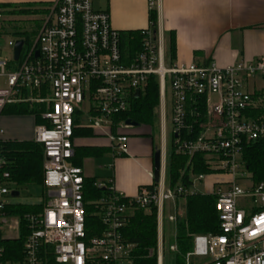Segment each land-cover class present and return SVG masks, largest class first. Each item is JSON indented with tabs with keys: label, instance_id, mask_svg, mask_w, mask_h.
<instances>
[{
	"label": "built area",
	"instance_id": "obj_1",
	"mask_svg": "<svg viewBox=\"0 0 264 264\" xmlns=\"http://www.w3.org/2000/svg\"><path fill=\"white\" fill-rule=\"evenodd\" d=\"M13 4L20 5L0 0V43L6 6ZM149 7L156 10V0ZM42 20L32 43L9 39L7 57L0 44V264H164L167 254H177V246L165 243L163 224L169 218L176 223L178 202L199 193L195 184L210 176L190 174L189 187L169 180L168 92L171 150L205 155L209 170L226 178L204 193L217 196L221 234L195 236L184 264H264V184L251 180L242 160L250 144L264 146V86L256 88L258 81L264 83V58L227 67L182 66L170 57L164 32L148 28L142 31L141 51L130 59L123 54L122 33L112 27L108 12L94 10L93 0H54ZM19 40L24 46L15 59ZM152 77L159 82L162 108L159 182L141 187L135 197L117 192L113 180L97 182L95 187L109 194L86 202L84 171L72 164L76 131L108 135L125 154V133L133 127L123 115ZM15 105L37 108L32 118L41 119L32 140L44 149L45 192L38 202L43 207L24 216L23 249L11 260L3 243L21 237L20 216L8 210L20 191L1 145L10 140L4 113ZM140 210L156 211L158 238L155 247L137 256L123 230Z\"/></svg>",
	"mask_w": 264,
	"mask_h": 264
},
{
	"label": "crops",
	"instance_id": "obj_2",
	"mask_svg": "<svg viewBox=\"0 0 264 264\" xmlns=\"http://www.w3.org/2000/svg\"><path fill=\"white\" fill-rule=\"evenodd\" d=\"M14 1L20 5L42 8H49L54 3V0ZM149 2L150 0H93V7L96 11L108 12L112 27L124 33L150 28ZM156 10L158 29L164 32L168 52L170 35H175L174 61L179 65H206L214 62L220 67H227L243 60L257 61L264 58V0H156ZM11 32L10 30L9 33ZM33 115L25 116L30 117L35 125L37 118L34 120ZM3 117L2 124L8 139H32L14 136L12 128L6 124L11 118L18 116H10L5 112ZM142 126L147 128L146 125ZM142 126L126 131L128 142L125 154L117 152L108 135L89 129L77 130L73 161L80 163L86 179L100 182L97 177L92 176L90 169H86L87 164L94 158H112L111 167L115 174L111 180L116 191L127 197H135L141 187L155 183L154 156L163 147V144L160 147L155 143L150 128L148 130ZM85 149L103 152L86 156L82 153Z\"/></svg>",
	"mask_w": 264,
	"mask_h": 264
},
{
	"label": "trees",
	"instance_id": "obj_3",
	"mask_svg": "<svg viewBox=\"0 0 264 264\" xmlns=\"http://www.w3.org/2000/svg\"><path fill=\"white\" fill-rule=\"evenodd\" d=\"M26 9H22L19 15H34L30 11L32 6L22 4ZM22 25H12V32L16 38L25 42L29 41L27 26L29 21ZM28 24V25H27ZM30 26H40L34 23ZM29 26V27H30ZM158 28V12L150 11V29ZM35 34V33H34ZM21 35V36H20ZM122 37V50L125 57L133 58L141 51L142 31L124 32ZM169 54L172 59L176 55L175 35L169 38ZM160 104V88L156 77L150 79L149 85L139 98L133 102L130 112L123 115L124 120L133 121L139 125L155 124L158 118L157 109ZM6 114L10 116H25L37 114V108L29 105H15L6 109ZM36 124H41V119L37 117ZM153 139L155 137L153 136ZM103 152L102 150L85 149L83 155ZM1 155L8 161L12 183L17 190L28 187H42L44 183V149L43 146L33 140L19 141L8 140L1 145ZM244 161L251 180L255 184H264V146L259 143L250 144L243 151ZM74 166L81 167L80 163L73 161ZM185 171V173H182ZM213 176V173L206 166L205 155L199 154L193 157L177 155L171 150L168 159V177L172 185L178 183L189 187L192 182L190 174ZM95 179L85 180V200L94 202L106 197L109 192L95 187ZM186 203V212L183 217L176 221V243L178 252L175 254V263L184 264L185 256L192 250L193 239L197 235H220V219L216 208L217 196L212 194L195 193L183 199ZM43 204L15 203L8 207V210L21 219V237L18 240L6 241L3 246L6 250L7 259L22 252L23 243L27 234L26 221L24 216L39 211ZM90 209V207H88ZM126 242L136 246L137 256H142L147 248L155 247L158 238L157 214L155 210L151 212L138 211L123 230Z\"/></svg>",
	"mask_w": 264,
	"mask_h": 264
},
{
	"label": "rangeland",
	"instance_id": "obj_4",
	"mask_svg": "<svg viewBox=\"0 0 264 264\" xmlns=\"http://www.w3.org/2000/svg\"><path fill=\"white\" fill-rule=\"evenodd\" d=\"M7 9L6 13H5V17L2 21V24L4 25V31L2 32L3 34V38L1 41V47H4V55L5 57L10 55V49L7 48V42L9 39H16V36L13 35V32H10V29L12 30V25H22L24 24L23 22L25 21H29V25L27 26V35L28 36V44L32 43L35 38L36 35L39 31V29L42 27L43 24V20H42V16L43 13H45V10H47V8H42V7H33V8H29L30 11L35 12L36 14H32V15H19V14H15L16 12L18 13L19 11H21L22 9H26L25 6L22 5H18V4H13V5H8L6 6ZM40 23L39 27H35L34 26H30L31 24L34 23ZM30 26V27H29ZM7 33V34H6ZM35 33V34H34ZM264 86V83L258 81L256 88L260 89ZM252 87H250V91ZM167 104H168V108H167V148L168 151L171 153V144H172V135H171V125H170V110H169V92L167 94ZM157 114H158V118L157 121L155 122V124H150L147 125V128L145 126H142V128H146L149 130H151V133L153 134V136L155 137L154 141L155 143L162 147V142H163V123H162V108L161 105L158 107L157 109ZM9 124L10 128H12V131L14 133V136H17L20 138V136H22V138H32L34 137V123L32 121V119L30 117L27 116H18V117H13L10 120H8V122H6V124ZM85 125H88L87 123ZM149 127V128H148ZM145 129V130H146ZM137 138V137H136ZM134 138V139H136ZM31 139V140H32ZM112 158L110 157H106L104 159H97L94 158L92 159V161L90 163L87 164V168L86 169H90L89 171H91L92 176L97 177L100 182H108L109 180L113 179V176L115 174L114 171H112ZM226 178H224L223 176L220 175H213L210 176L206 179H204L203 182H198L195 184V188L199 193H208L211 191V187L212 184L221 180H225ZM242 187H245L244 185H242ZM44 189L43 187H28V188H23L20 190V198H18V203H30V204H36L40 201V199H42L43 195H44ZM178 204L180 205L179 207V214L181 217L185 215L186 212V203L185 201L182 199L178 202ZM241 205L242 202H241ZM170 222L165 221L163 224V236L165 237V243L168 246H172L174 247L176 245V229H175V223L174 221L169 218ZM7 236V235H5ZM14 237H16L17 235L14 233L13 234ZM166 256H168V259L165 261L164 264H175L173 262H171V259H173V257H175V255L173 254H167Z\"/></svg>",
	"mask_w": 264,
	"mask_h": 264
},
{
	"label": "water",
	"instance_id": "obj_5",
	"mask_svg": "<svg viewBox=\"0 0 264 264\" xmlns=\"http://www.w3.org/2000/svg\"><path fill=\"white\" fill-rule=\"evenodd\" d=\"M24 46V41L19 40L17 41L16 45H15V59H18L20 56V53L22 51V48ZM39 55V53H37V56ZM139 96V94H137V97ZM127 126H131L133 128H139L141 125L133 122V121H127L126 122ZM161 167H162V152L161 151H157L155 153L154 156V178H155V183H158L160 180V172H161ZM14 197H18L19 193L15 192L13 194Z\"/></svg>",
	"mask_w": 264,
	"mask_h": 264
},
{
	"label": "bare ground",
	"instance_id": "obj_6",
	"mask_svg": "<svg viewBox=\"0 0 264 264\" xmlns=\"http://www.w3.org/2000/svg\"><path fill=\"white\" fill-rule=\"evenodd\" d=\"M21 36V35H20Z\"/></svg>",
	"mask_w": 264,
	"mask_h": 264
}]
</instances>
